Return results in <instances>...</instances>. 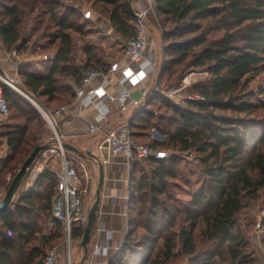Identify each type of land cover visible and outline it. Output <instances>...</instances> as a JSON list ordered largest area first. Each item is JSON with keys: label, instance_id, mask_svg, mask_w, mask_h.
I'll list each match as a JSON object with an SVG mask.
<instances>
[{"label": "trees", "instance_id": "obj_1", "mask_svg": "<svg viewBox=\"0 0 264 264\" xmlns=\"http://www.w3.org/2000/svg\"><path fill=\"white\" fill-rule=\"evenodd\" d=\"M86 1L110 7L109 25L120 44L134 35L127 0ZM84 21L63 0H0L3 48L17 55L44 53L40 72L27 70L30 64L17 66L23 90L43 108L74 99L68 82L81 84L82 73L106 70L89 51L83 65L73 63L69 32L80 34ZM155 22L161 31L157 87L194 70L210 77L191 87L199 100L179 106L153 94L145 106L155 113L138 109L129 120L136 142L156 129L165 139L150 145L169 154L147 159L149 171L134 160L128 228L107 264H256L237 220L264 202V0H155ZM0 87L8 108L0 130L7 144L0 158L5 189V175L36 144L55 146V140H45L46 124L27 98L1 81ZM192 153V160L182 156ZM56 186L55 175L44 170L0 214V264H37L36 235L48 219L55 227L50 242L59 238L62 224L51 216ZM81 236L73 224L71 239Z\"/></svg>", "mask_w": 264, "mask_h": 264}, {"label": "crops", "instance_id": "obj_2", "mask_svg": "<svg viewBox=\"0 0 264 264\" xmlns=\"http://www.w3.org/2000/svg\"><path fill=\"white\" fill-rule=\"evenodd\" d=\"M127 1L130 5V8L132 7V9H141L144 7L142 0ZM91 14L92 13H90V18L85 19L86 22L92 20L93 15ZM109 36L107 35L106 37L110 38L114 42L117 40L116 36ZM152 39H150L149 37V44L145 47L143 54L144 57H150L155 62L156 66L154 72L147 78L142 80L140 83L127 87L130 96L137 100L141 99V90L145 88L151 89L152 87H154L152 77L155 76L159 68L160 52H158L156 47L152 45ZM12 51H14V54H11ZM16 55L17 54L14 48L10 51H6L0 43V76L16 80L17 84L22 88V83L17 76V66L21 63L19 60H16ZM96 55L105 65L106 69L109 68L110 64L115 62L120 65L125 63L122 49L118 51V56H114L113 54ZM43 59L44 55L38 56L37 59L31 62L33 68L31 69V66L29 65L26 69L30 71L40 72V62ZM85 61L86 56L84 60L79 63L83 65ZM24 64H29V62H25ZM119 77V72L108 73L106 77L107 84L105 86L107 93L116 94L117 92H119V90L122 89V86L117 83ZM101 81L102 79L100 77L95 78L94 80H92L90 85L97 86ZM68 83L71 84L73 92L76 87L81 86V84L75 85L72 81H69ZM23 96L25 97V95ZM100 102L106 103L109 106V116L106 121H102V127L106 130H112L116 128L124 120H130L138 110L130 107L127 111L120 112L114 105L109 104L107 100L99 99L97 97L93 98L92 102L89 103H84L79 99L74 98L68 102L64 101V103L58 105V107L53 109L55 110L63 108L62 114L58 117L55 126V131L59 139L63 142V144H68L76 148L77 150V153L70 150H63L66 161L70 165L76 167L79 172L83 171V174L85 175L84 177L80 176L79 187L82 189L81 196L86 213L88 211V209H86L87 202L91 195H93V198L95 200V193L99 182L98 164H101L102 166L103 180L100 189L98 211L96 213V220L90 235V240L87 245L88 252L83 264H107L109 262V260L118 252L124 241L128 228L127 221L128 217L130 216L128 209L129 205L127 198V185L129 170L131 168L126 163V160L123 157L111 155L108 152L107 148H100V144L103 140V136L100 133H88V123L100 120L97 111V105ZM38 106L43 110V107H41L40 105ZM37 111L42 116V113L38 109ZM98 123H101V121H99ZM47 131L49 130H47L46 128V132L44 135L46 138L45 140L50 141L51 136H49L50 134ZM159 135L161 134H159L158 132L154 133V136L156 138H158ZM146 136L148 137V134ZM148 141V144L150 145V141H152V139H149ZM53 149H57V146L48 145V149L42 151L33 161L29 174L18 187L13 197V202L19 200V198L29 190L30 186L33 184L37 176L44 170H48L52 174H54V172L56 171H59V169L61 168L62 159L58 153H54L51 151ZM6 153V140L0 139V158H4ZM17 170H15L13 173H7L4 177V181L9 184ZM93 170L96 172V174L94 173L96 176L95 182L93 179ZM6 189L7 188L3 189L2 187H0V200L2 199ZM95 246H98L100 248V251L97 254H94L93 252Z\"/></svg>", "mask_w": 264, "mask_h": 264}, {"label": "built area", "instance_id": "obj_3", "mask_svg": "<svg viewBox=\"0 0 264 264\" xmlns=\"http://www.w3.org/2000/svg\"><path fill=\"white\" fill-rule=\"evenodd\" d=\"M144 7L141 9H132L134 11V35L129 38L123 45V57L125 63L120 65L117 62L110 64L106 70H89L82 73L81 86L74 89L75 98L81 102H92L93 98L105 99L111 105H114L120 112L127 111L130 107L135 109L149 110L145 106V99L150 95L156 94L157 80L154 88L143 89L140 91L141 99H134L130 96L127 87L140 83L142 80L151 75L155 70V62L149 57H144V49L149 44V17L155 12V0H142ZM85 19L90 18L89 11H82ZM14 54V51L11 52ZM109 72H119L120 77L117 83L122 86L116 94L106 92V77ZM100 77L102 81L97 86H92L90 83L95 78ZM2 83L18 92L25 95L24 90L12 78L0 76ZM190 83L187 78L182 80L181 85L173 89H165L161 94L173 100L175 103L184 102L186 100H199L200 97L195 92L188 91ZM42 110V109H41ZM63 108L45 112L42 110V116L46 120L48 126L55 134L57 149L51 150L58 153L62 159L61 168L54 172L57 180L56 192L52 198L51 216L52 219L61 222L65 237V252L66 264H70L69 246L71 240V230L73 224L79 228L86 222V210L82 201V189L79 187L80 175L76 168L70 165L65 158L63 149L61 148L60 139L55 131L57 119L61 116ZM98 115L101 123L89 122L88 133H100L103 140L100 148H107L111 155L121 156L126 160V163L131 168L135 159L140 162H145L149 158L165 159L167 154L164 151L157 150L149 144L136 142L132 138L129 128V120H124L116 128L106 130L102 127V121H106L109 116V106L106 103L100 102L97 105ZM8 117V108L0 87V126L4 124ZM148 137L155 140L154 133L148 134ZM164 135H159L156 141H163ZM85 176V175H84ZM264 218V211L258 216L255 224L256 228L261 226V220ZM9 237V236H8ZM100 251L98 246L93 249L94 254ZM39 264H63L60 249L56 245L50 246L43 256Z\"/></svg>", "mask_w": 264, "mask_h": 264}, {"label": "rangeland", "instance_id": "obj_4", "mask_svg": "<svg viewBox=\"0 0 264 264\" xmlns=\"http://www.w3.org/2000/svg\"><path fill=\"white\" fill-rule=\"evenodd\" d=\"M63 1L67 4H70L74 7H76L81 12L82 11H89L90 13H92L91 15H93L92 20H89L88 22H86V20H85L84 22H82L80 34L75 32V31L69 32V34L71 35L72 40H73V51H72L73 52L72 53L73 54V63L75 65H81L79 62L84 60V58L86 56V52H88V51L90 53L95 54V55L96 54H99V55L100 54L101 55L113 54L114 56H118L117 53L121 49L123 50L124 43H122L123 44L122 45L118 42V40H116L114 42L110 38L106 37L107 35L108 36L110 35L109 37L115 36L111 30V27L109 25V20H108V14H109L110 7L108 5L102 4V3H93V2L89 3L86 0H63ZM30 26H31L30 24L25 25L24 31H26V33L29 32ZM148 30H149L150 39L153 38L152 39L153 40L152 45L155 46L157 51L161 53V31L155 22V12L152 16L149 17ZM30 44H31V42H30ZM119 45H121V46H119ZM111 48H113V49H111ZM37 52H39V51L37 50ZM37 52L31 54V52H29V50H28V52H25L24 54L16 55V60H19L21 64H24L25 62H29L31 69H32L33 65L31 62H33V60L37 59L38 56H43V54H44V53L39 54ZM34 57H36V58H34ZM158 73H159V71H157L155 76L152 77V81L154 82V83L153 82L152 83L154 85H155L156 79L158 78L157 77ZM209 77H210L209 73L201 71V70L190 71V72L186 73L185 75H183L181 78L173 77L170 82H168V83L165 82L167 84L166 87H163V85L157 87L158 91H156V94L164 97L161 94V92H163V90H165L167 88H169V89L177 88L179 85H181L182 80L184 78H187L188 82L190 83L188 91L194 92V91H191V87L194 84H199V83L204 82ZM152 88H154V87H152ZM24 93H25V96L26 95L29 96L28 94H26L25 91H24ZM196 94H198V93H196ZM199 97H200V95H199ZM164 98L166 100H169L170 102H172L175 105L182 106L184 104V102L175 103L173 100H170L169 98H166V97H164ZM30 99H32V98L30 97ZM64 100H67V98H65ZM33 101L35 103H37L35 100H33ZM53 109L54 108H49V107L43 108V110L45 112L51 111ZM147 109L149 110V112L153 111L155 113V111L153 110L154 108H147ZM44 122L46 124L47 130H49V131H47L50 134L49 136H51V138H53V140H55L54 132L51 130L50 127H48V124L45 120H44ZM151 132L155 133L158 131L156 129H152L147 134H149ZM159 134H161V133H159ZM161 135H163V134H161ZM149 139L150 138H148L146 136L142 140L141 143L148 144ZM152 141H150V143ZM154 141H156V140H154ZM60 143L63 144V142L61 140H60ZM55 146H57L56 140H55ZM161 151H163V150H161ZM165 153L169 154V152L168 153L165 152ZM182 156L186 160H192L194 154L193 153L192 154H184ZM141 164H142V167L144 168L145 171L150 170L149 167H147L146 162H143ZM130 171H131V169L129 170V175H130ZM77 172L81 177H84L83 171L79 172L77 170ZM92 172H93V179L95 182L96 172L94 170ZM128 181H129V177H128ZM127 187H128V185H127ZM93 200H94L93 195H91V197L89 198V200L87 202V208L86 209H89L91 207ZM258 203L259 204L258 205L256 204L254 206V208L252 207L251 209H248V210H245L242 212V214L238 217V220H237V228L240 231L243 238L247 241V243H248L247 244V250L256 259V264H264V244H263V240H264L263 220L264 219L261 220V226L259 228L255 227V224L258 220V216L264 211V202L262 204H260L261 202H260V200H258ZM200 228L201 227H199L197 230L199 231ZM54 230H55V227L51 223V219H48V221L46 222V224L44 226L42 224L40 225V230H39V232H37V235H36L38 237L37 238L38 240L36 241V245L39 247V256L37 259L38 260L37 264H39V262L41 261V259L45 255L46 250L52 245H56L59 247L61 255H62L63 264H66V258H65L66 257V252H65L66 250L64 247L65 246V237H64L63 227H62V231H61L62 233L60 232V234H59V238L50 242V237H51ZM80 240H81V238L78 240H74V239L70 240V246H69L70 264H80V262H81L83 252H82V248L78 244V242Z\"/></svg>", "mask_w": 264, "mask_h": 264}, {"label": "water", "instance_id": "obj_5", "mask_svg": "<svg viewBox=\"0 0 264 264\" xmlns=\"http://www.w3.org/2000/svg\"><path fill=\"white\" fill-rule=\"evenodd\" d=\"M133 14L134 11H132ZM161 77V71L159 73V76L157 78V83L159 82ZM28 100L31 101V103L42 113L41 108L35 103L32 99H30L29 96H25ZM61 148L63 150H70L75 153H77L76 148L68 145V144H61ZM48 149V145H38L36 144L30 154L27 156V158L23 161L21 166L18 168L16 171L15 175L11 179L10 183L8 184V187L0 200V214L3 213L13 202V197L18 189V187L21 185L23 180L27 177L29 174V171L32 167L33 161L37 158V156L42 152ZM88 154V153H87ZM82 156V154H81ZM93 157V156H92ZM98 170H99V182L97 186V190L95 193V200L92 203L91 207L87 211V216H86V222L82 226V236L81 240L78 242L79 246L82 248L84 256L80 262V264H83L88 252V242L90 240V235L93 230L95 220H96V213L98 211V205H99V199H100V189L102 185V180H103V174H102V166L101 164H98Z\"/></svg>", "mask_w": 264, "mask_h": 264}]
</instances>
